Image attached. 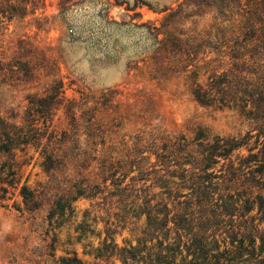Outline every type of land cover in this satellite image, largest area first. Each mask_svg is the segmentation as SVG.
<instances>
[{
    "label": "rangeland",
    "instance_id": "374dc122",
    "mask_svg": "<svg viewBox=\"0 0 264 264\" xmlns=\"http://www.w3.org/2000/svg\"><path fill=\"white\" fill-rule=\"evenodd\" d=\"M216 13L195 8L190 0H0V61L30 56L45 66L26 83L14 67L7 82L15 86L0 87V113L14 115L20 124L25 97L41 94L57 80L64 101L52 124L60 128L65 126L66 101H85L77 114L93 115L94 122L106 124L108 138L128 146L155 133L186 140L198 130L211 136L243 135L247 123L237 112L201 105L192 95L194 82L208 76L203 54H190L193 41L201 52L200 39L211 30L220 34L215 27H224V22ZM255 20L261 21L258 16ZM137 175L134 170L121 187ZM84 182L79 177L62 184L51 181L33 147L14 157L0 154V264H63L74 256L83 264H122L119 250L138 245L145 223L144 215L129 218L119 210L130 206L132 198L107 212L98 197L74 191L65 215L48 218V193L80 189ZM131 184L139 188L144 181ZM148 184L163 185L159 177H150Z\"/></svg>",
    "mask_w": 264,
    "mask_h": 264
},
{
    "label": "trees",
    "instance_id": "16d2710c",
    "mask_svg": "<svg viewBox=\"0 0 264 264\" xmlns=\"http://www.w3.org/2000/svg\"><path fill=\"white\" fill-rule=\"evenodd\" d=\"M190 1L195 8L217 12L215 18L224 22V27H215L220 34L211 30L200 39L201 52L193 41L190 54H203L208 73L200 83L194 82L193 98L204 106L237 112L247 123L243 135L211 136L198 130L186 140L155 133L128 146L108 138L106 124L94 122L93 115L77 114L85 101H66L65 126L60 128L52 119L64 101L63 91L52 80L41 94L25 97L20 124L14 115L0 113V154L14 157L33 147L51 181L84 179L80 189L70 186L48 193L50 221L71 208L74 191L98 197L107 212L132 198L130 206L119 210H124V217L144 215L145 223L138 245L119 250L122 264H264V0ZM14 67L25 83L45 69L30 56L25 61H0V87L15 86L7 82ZM134 170L138 175L129 180L144 184L121 187ZM150 177H159L163 185H146ZM63 261L83 264L76 256Z\"/></svg>",
    "mask_w": 264,
    "mask_h": 264
}]
</instances>
